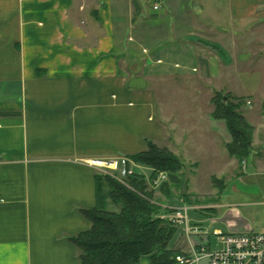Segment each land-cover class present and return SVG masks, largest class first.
Here are the masks:
<instances>
[{
	"label": "crops",
	"instance_id": "crops-1",
	"mask_svg": "<svg viewBox=\"0 0 264 264\" xmlns=\"http://www.w3.org/2000/svg\"><path fill=\"white\" fill-rule=\"evenodd\" d=\"M136 77L145 89L127 87ZM189 81L206 90L169 108ZM215 93L244 99L253 134L241 162L211 118ZM148 142L183 161L187 192L205 199L190 208L207 219L188 218L169 248L210 249L211 226L254 231L238 208L264 205V0H0V264H79L72 239L91 228L82 211L98 174L85 162ZM226 189L235 204L219 203Z\"/></svg>",
	"mask_w": 264,
	"mask_h": 264
},
{
	"label": "trees",
	"instance_id": "trees-1",
	"mask_svg": "<svg viewBox=\"0 0 264 264\" xmlns=\"http://www.w3.org/2000/svg\"><path fill=\"white\" fill-rule=\"evenodd\" d=\"M243 103V98L221 93L212 98L211 118L224 121L231 136L226 150L239 162L252 150L253 127L240 111ZM126 157L152 169L149 182L134 174L124 179L125 186L111 176L96 174L95 206L82 211L91 228L72 239L79 250V264H137L142 256H151V264H177L175 258L183 254L168 245L176 226L157 218L163 210L149 187L154 186L159 174L166 173L167 179L158 190L166 200L173 199L169 183L176 188L175 178L183 163L167 148L152 142H148L145 152ZM109 203L117 206L118 212L108 211Z\"/></svg>",
	"mask_w": 264,
	"mask_h": 264
},
{
	"label": "built area",
	"instance_id": "built-area-1",
	"mask_svg": "<svg viewBox=\"0 0 264 264\" xmlns=\"http://www.w3.org/2000/svg\"><path fill=\"white\" fill-rule=\"evenodd\" d=\"M154 9H157L155 6ZM247 104H250L249 102ZM86 165L95 169L98 174L108 175L117 180L124 181L128 176L139 170L132 161L120 156L108 160L88 159ZM191 208L183 204L172 210L166 216L161 213L158 219L173 226L187 225L188 212ZM220 249L210 251L206 246H201L189 255H179L175 258L177 264H195L202 259H207L208 264H264V233L250 231L247 233H216Z\"/></svg>",
	"mask_w": 264,
	"mask_h": 264
},
{
	"label": "rangeland",
	"instance_id": "rangeland-1",
	"mask_svg": "<svg viewBox=\"0 0 264 264\" xmlns=\"http://www.w3.org/2000/svg\"><path fill=\"white\" fill-rule=\"evenodd\" d=\"M195 78H197V77L195 76ZM206 85L207 84L203 81H198V82L197 81H193V82L189 81V82H184L183 85L182 84L176 85V88H174V90H172L167 97L168 107L169 108H171V107L181 108L184 106V104L187 106L186 103L188 101L191 102V99L189 98V92H192L193 89L204 91ZM185 89H187V90H185ZM185 91H187V92H185ZM186 95H188V97ZM213 108H214V106H213ZM160 146L162 147L165 145H160ZM132 163H134L135 166H139V168H138L139 170H136V173H134V174L141 175L146 180V182H149V178L151 177V174H152L151 170H149L147 167L136 164L134 161H132ZM182 163H184V162L182 161ZM184 174H185V169H184V167H182L181 170L179 171V173L176 175V178H175L177 181L176 182L177 185L175 184L174 186H176V188L172 187L171 182L169 183V185L171 187V193L174 195L173 199H176L179 201L182 200V202L188 204L189 207H191V205L198 204L200 202H205V199L203 200L199 196L197 197V196H194L193 194H190L187 192V188L185 187L186 181L184 178ZM115 180L118 181L119 183L127 186L125 183V180L124 181H120L117 179H115ZM160 183L161 182H159V180L157 178V179H155L154 186L149 187V189H151L153 191V193H154L153 198L155 200V203L158 205L163 203L164 198H165L158 190L157 186L160 185ZM256 196H260V195L257 194ZM219 197H220L219 203L222 205L224 204L226 206H230V205H233L237 202V199L234 198L233 195L228 194L227 189L225 191L221 192V195H219ZM242 201H245V200H242ZM238 209H239V212L241 214V217L243 219L247 220L248 223L254 228V232L264 233V205L241 206ZM107 210L113 211V212H118L119 208L117 206L109 203ZM172 210H169V211L163 210L162 213L166 216L167 214L172 213L173 212ZM223 211H226V210L223 209L221 212H223ZM195 215H200L201 218L207 219V217H205V215L201 214L199 211L190 210L188 212L189 220H190V218H192ZM167 223H168V221H167ZM207 225H208V222H207ZM207 225L205 223L202 224L204 229L207 227ZM213 228L214 227H212V226L208 228V233H209V237H210V251H215V250H218L221 248L218 237L215 235H212ZM222 232H223V234H227V233H224V232H226L224 229ZM184 237H185L184 228L182 226H176V230H175L174 234L172 235V237L169 241V244H168L169 247H172L173 245H175L177 243V241L183 242L185 240ZM195 264H208V261H207V259H202L201 261H199L198 263H195Z\"/></svg>",
	"mask_w": 264,
	"mask_h": 264
},
{
	"label": "water",
	"instance_id": "water-1",
	"mask_svg": "<svg viewBox=\"0 0 264 264\" xmlns=\"http://www.w3.org/2000/svg\"><path fill=\"white\" fill-rule=\"evenodd\" d=\"M127 87L129 89L143 90L146 88V82L140 77L132 78L127 82Z\"/></svg>",
	"mask_w": 264,
	"mask_h": 264
}]
</instances>
